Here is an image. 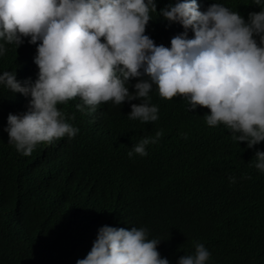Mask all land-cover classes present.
<instances>
[{"label": "trees", "instance_id": "trees-1", "mask_svg": "<svg viewBox=\"0 0 264 264\" xmlns=\"http://www.w3.org/2000/svg\"><path fill=\"white\" fill-rule=\"evenodd\" d=\"M175 2L156 0L145 34L157 45L170 47L184 31L159 14ZM197 3L200 11L222 4L245 21L261 11L253 0ZM29 39L18 48L6 44L0 55V74L15 71L22 85L38 78L37 45ZM139 79L147 77L130 81ZM149 96L159 108L155 122L130 120L131 104L141 101H125L103 122L69 119L79 129L74 138L39 144L24 156L4 129L9 113L26 112L31 97L0 85V264H76L105 225L146 228L170 264L193 254L197 242L211 253L206 264H264V172L254 166L264 141L248 148L223 124L208 126L209 109L190 111L182 97L162 99L155 85ZM58 108L74 115L69 103ZM157 132L149 157L129 158L135 144Z\"/></svg>", "mask_w": 264, "mask_h": 264}, {"label": "clouds", "instance_id": "clouds-1", "mask_svg": "<svg viewBox=\"0 0 264 264\" xmlns=\"http://www.w3.org/2000/svg\"><path fill=\"white\" fill-rule=\"evenodd\" d=\"M253 3L261 11L249 13L247 21L219 3L206 11L197 0L169 3L159 14L184 31L166 47L145 34L156 0H0V55L6 44L18 48L30 38L39 69L35 82L23 85L15 71L0 74V85L31 97L26 112L9 113L8 142L29 156L39 144L74 138L79 129L69 119L89 115L103 122L113 106L136 99L141 103L131 104L128 118L155 122L159 108L149 96L155 85L162 99L183 98L190 111L209 109L208 126L223 124L233 140L253 148L264 141V6L262 0ZM67 103L74 109L70 118L58 108ZM161 135L142 138L129 158L149 157L147 145ZM254 157L255 168L264 172V151ZM229 180L235 183V177ZM160 241L149 239L143 227L105 225L76 264H170L157 250ZM194 249L177 264H206L211 253L204 244Z\"/></svg>", "mask_w": 264, "mask_h": 264}]
</instances>
